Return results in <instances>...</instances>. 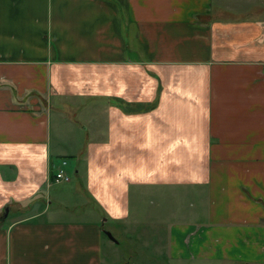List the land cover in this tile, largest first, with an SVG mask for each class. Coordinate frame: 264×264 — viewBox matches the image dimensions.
I'll use <instances>...</instances> for the list:
<instances>
[{"label":"crops","instance_id":"0c3cea01","mask_svg":"<svg viewBox=\"0 0 264 264\" xmlns=\"http://www.w3.org/2000/svg\"><path fill=\"white\" fill-rule=\"evenodd\" d=\"M261 1L0 0V264H106L104 223L47 201L59 146L114 220L185 195L153 237L170 264H264Z\"/></svg>","mask_w":264,"mask_h":264},{"label":"rangeland","instance_id":"374dc122","mask_svg":"<svg viewBox=\"0 0 264 264\" xmlns=\"http://www.w3.org/2000/svg\"><path fill=\"white\" fill-rule=\"evenodd\" d=\"M256 4L258 5V2ZM259 5L264 12V0ZM244 8L237 9V14L245 13L252 15L250 10L246 11ZM67 111V114L71 113L73 117H76L80 121H86L84 111L74 112L73 110L72 112V107ZM52 114V127L55 129L57 112L53 111ZM83 123L86 124V122ZM62 130L70 131V125L65 123L64 127L62 126ZM55 139L53 136V147L57 148L58 146L54 144ZM59 147H64L67 151L54 154L53 158L56 169L58 170L60 167H63L70 175V179L59 182L53 181L52 186L48 188L47 201L48 203L51 202V209H59L57 210L58 215L60 214L59 216L67 219L85 218L89 213L90 216L92 215L99 219L101 224L104 223L103 251L107 260L106 264H170L169 258L165 254H162L160 249L154 247L153 237L166 235V226L162 225V222H157V220L165 217L168 205L171 206L172 204L171 201H174L173 204L180 201V205L181 202L188 201L185 195L180 192L181 194L177 195L174 199L173 196L170 197L168 192L162 194L149 191L142 194L141 198H138L136 197V193L133 192L130 202L131 216L129 220H114L108 217L107 214L102 213L99 206L93 209L92 203H83L85 200L87 203V198L79 190L82 184L75 172L78 158L75 156V153L71 152L72 146ZM63 160H66V163H63ZM86 206H89V208H86ZM106 231H110L116 240L113 241Z\"/></svg>","mask_w":264,"mask_h":264},{"label":"built area","instance_id":"2783aa9c","mask_svg":"<svg viewBox=\"0 0 264 264\" xmlns=\"http://www.w3.org/2000/svg\"><path fill=\"white\" fill-rule=\"evenodd\" d=\"M63 163H66V160H63ZM70 175L64 170L63 167H60L56 172H55V180L56 181H63V180H69Z\"/></svg>","mask_w":264,"mask_h":264},{"label":"water","instance_id":"95a60500","mask_svg":"<svg viewBox=\"0 0 264 264\" xmlns=\"http://www.w3.org/2000/svg\"><path fill=\"white\" fill-rule=\"evenodd\" d=\"M106 233H107L109 236H111V238H113V236H112V234H111L110 231H106ZM113 239H114V238H113ZM114 240H116V239H114Z\"/></svg>","mask_w":264,"mask_h":264}]
</instances>
